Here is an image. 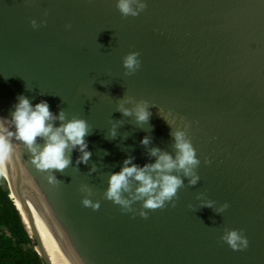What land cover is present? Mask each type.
Listing matches in <instances>:
<instances>
[{"label":"water","instance_id":"95a60500","mask_svg":"<svg viewBox=\"0 0 264 264\" xmlns=\"http://www.w3.org/2000/svg\"><path fill=\"white\" fill-rule=\"evenodd\" d=\"M31 18L46 23L34 29ZM131 51L141 68L126 76L122 58ZM21 94L92 129L89 163L77 165L74 149L72 165L55 173L62 183H51L16 140L0 172L46 264L33 213L73 264H264V0H147L127 18L115 0H0V117L11 119ZM124 95L149 102L143 129L115 111ZM161 115L173 128L188 125L200 180L179 190L175 207L145 209L143 218L141 202L123 212L103 192L128 156L155 162L141 144L146 135L173 151ZM112 119L125 123L109 140ZM92 163L98 170L89 174ZM82 184L98 210L82 205ZM200 191L229 208L200 207ZM225 227L243 229L248 247L233 251L220 239Z\"/></svg>","mask_w":264,"mask_h":264},{"label":"clouds","instance_id":"9594fccd","mask_svg":"<svg viewBox=\"0 0 264 264\" xmlns=\"http://www.w3.org/2000/svg\"><path fill=\"white\" fill-rule=\"evenodd\" d=\"M28 2L30 0H26V3ZM115 7L122 17H137L147 8V0H115ZM29 22L35 29L45 24L46 20L42 19L38 23L35 18H31ZM65 27L71 28V25L67 24ZM139 56L137 51L128 52L123 56L122 66L126 76L135 74L141 68ZM118 100L115 111L124 117L132 118L134 125L141 129L143 124H149L151 111L147 100H137L128 95ZM13 107L11 119L0 117V172L5 170L7 162L12 158L13 140L24 144L32 157V164L38 170L48 172V180L53 184L62 183L55 173H63L72 165L71 154L74 149L80 153L76 160L77 165L89 163L92 153L88 150L85 137L91 134L92 129L85 118L75 114L69 116L65 109L53 114L47 101L41 100L33 106L30 99L23 94L17 97V103ZM163 118L171 127L173 151L151 146L152 137L146 135L141 144L146 148L147 155L155 158V162L140 166L133 162V156H128L119 171L108 174V186L103 192V197L119 205L123 212L135 213L132 207L134 202L142 203L139 215L143 218L148 216L145 209L175 207L179 199V190L186 186L194 187L200 180L197 169L201 161L188 135V125L173 128L172 124ZM56 121L60 122L58 126L55 124ZM124 123L123 119H112L106 138L115 139L119 127ZM128 135L130 133L125 132L123 138L126 139ZM205 163L210 161L205 160ZM97 170V164L92 163L89 174ZM185 178L188 181L187 185L184 182ZM80 190L85 193L81 200L82 205L94 211L98 210L100 202L91 199L94 195L93 189L87 184H82ZM196 197L200 201V207L212 208L218 214H222L230 206L225 201L217 207L216 202L207 198L204 191L197 192ZM220 239L233 251H242L249 245L243 229L225 227Z\"/></svg>","mask_w":264,"mask_h":264},{"label":"trees","instance_id":"16d2710c","mask_svg":"<svg viewBox=\"0 0 264 264\" xmlns=\"http://www.w3.org/2000/svg\"><path fill=\"white\" fill-rule=\"evenodd\" d=\"M18 207H22L16 202ZM25 217V212H23ZM27 221V218H25ZM0 264H46L30 237L26 224L10 196V188L0 173Z\"/></svg>","mask_w":264,"mask_h":264},{"label":"bare ground","instance_id":"6f19581e","mask_svg":"<svg viewBox=\"0 0 264 264\" xmlns=\"http://www.w3.org/2000/svg\"><path fill=\"white\" fill-rule=\"evenodd\" d=\"M19 204L21 205L20 202ZM33 216H34V219L37 225L39 236L44 244L47 254L52 260V263L53 264H73L68 259V257L63 253V248L60 246V244L57 242V240L54 238L51 232H48L47 228L43 226V223L42 221H40L39 217L36 216V214L34 213H33ZM24 220L26 221L25 217H24Z\"/></svg>","mask_w":264,"mask_h":264},{"label":"rangeland","instance_id":"374dc122","mask_svg":"<svg viewBox=\"0 0 264 264\" xmlns=\"http://www.w3.org/2000/svg\"><path fill=\"white\" fill-rule=\"evenodd\" d=\"M18 204H19V202H18ZM20 205V204H19ZM21 206V205H20ZM22 207V206H21ZM23 209V208H22Z\"/></svg>","mask_w":264,"mask_h":264}]
</instances>
